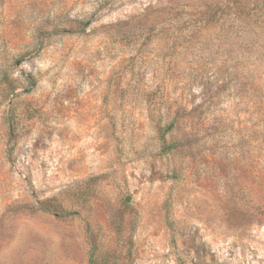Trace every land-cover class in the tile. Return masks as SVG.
I'll return each instance as SVG.
<instances>
[{"label":"rangeland","instance_id":"374dc122","mask_svg":"<svg viewBox=\"0 0 264 264\" xmlns=\"http://www.w3.org/2000/svg\"><path fill=\"white\" fill-rule=\"evenodd\" d=\"M259 7L0 0V264H264Z\"/></svg>","mask_w":264,"mask_h":264},{"label":"trees","instance_id":"16d2710c","mask_svg":"<svg viewBox=\"0 0 264 264\" xmlns=\"http://www.w3.org/2000/svg\"><path fill=\"white\" fill-rule=\"evenodd\" d=\"M257 4H259V8L261 11L264 12V0H256ZM213 16L216 15V11L213 12ZM3 80L5 81V84L7 85V87L10 90H13L14 87L12 86V80H10L7 76H4ZM6 122L8 123L9 128L12 130L13 129V124L10 120V117H8L6 119ZM262 132L264 133V120L262 122ZM167 131H165L166 133ZM162 140L163 143L165 140V136L162 134ZM263 140H264V135H263ZM170 147V146H168ZM38 209H42L45 211H50L53 212L56 215H60V212H58L57 206L53 203H51L49 200H43L41 202L38 203ZM165 209H166V213L168 215V201H166L165 203ZM64 214H70V212H64ZM89 244H90V250H89V257H88V263L89 264H109L110 262V256L109 254H102L98 249H97V244L95 243V240L92 238V236H90V238H88ZM131 248H132V242L131 239H129L128 241V247L126 249L125 255L122 258V262H120L119 264H134L133 260H132V252H131Z\"/></svg>","mask_w":264,"mask_h":264}]
</instances>
